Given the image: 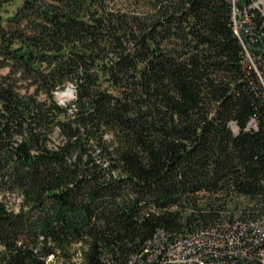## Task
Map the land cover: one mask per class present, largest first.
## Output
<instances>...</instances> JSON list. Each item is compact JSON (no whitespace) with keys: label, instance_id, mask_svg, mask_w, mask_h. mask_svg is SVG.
Wrapping results in <instances>:
<instances>
[{"label":"trees","instance_id":"16d2710c","mask_svg":"<svg viewBox=\"0 0 264 264\" xmlns=\"http://www.w3.org/2000/svg\"><path fill=\"white\" fill-rule=\"evenodd\" d=\"M255 2L0 0V264H149L160 230L167 264L219 223L260 233Z\"/></svg>","mask_w":264,"mask_h":264},{"label":"built area","instance_id":"2783aa9c","mask_svg":"<svg viewBox=\"0 0 264 264\" xmlns=\"http://www.w3.org/2000/svg\"><path fill=\"white\" fill-rule=\"evenodd\" d=\"M238 233L226 236L221 231L220 223L214 232L204 231L205 238L180 239L173 245L167 264H264V225H260V233H246V219L240 218ZM159 240L147 242V250L140 253V259H149V264H158L157 256L160 246L167 241V233L160 230ZM260 236L259 245H251V238ZM148 253V254H146ZM134 259V260H140Z\"/></svg>","mask_w":264,"mask_h":264},{"label":"rangeland","instance_id":"374dc122","mask_svg":"<svg viewBox=\"0 0 264 264\" xmlns=\"http://www.w3.org/2000/svg\"><path fill=\"white\" fill-rule=\"evenodd\" d=\"M20 2V0H16L15 4H12L9 9L12 10L13 8H15V6ZM255 5L260 7L261 10L264 13V1L263 0H256ZM73 97V88L71 86H67L66 89L60 90L56 93V98L58 99L59 102H64L67 99ZM20 202V198L17 196H13L10 199V204L13 205L15 208L18 207V203ZM77 249V248H76ZM2 250V247L0 246V251ZM78 252V251H77ZM54 258L55 255L53 256V258L50 261V264H61L60 262H54ZM80 258H81V254L78 252V255L76 257V261L79 263L80 262Z\"/></svg>","mask_w":264,"mask_h":264},{"label":"bare ground","instance_id":"6f19581e","mask_svg":"<svg viewBox=\"0 0 264 264\" xmlns=\"http://www.w3.org/2000/svg\"><path fill=\"white\" fill-rule=\"evenodd\" d=\"M263 1H264V0H263ZM176 245H178V244H176ZM172 249H173V247L170 248L169 255H170ZM51 258H52V256H51Z\"/></svg>","mask_w":264,"mask_h":264},{"label":"water","instance_id":"95a60500","mask_svg":"<svg viewBox=\"0 0 264 264\" xmlns=\"http://www.w3.org/2000/svg\"><path fill=\"white\" fill-rule=\"evenodd\" d=\"M146 254H148V253H146Z\"/></svg>","mask_w":264,"mask_h":264}]
</instances>
